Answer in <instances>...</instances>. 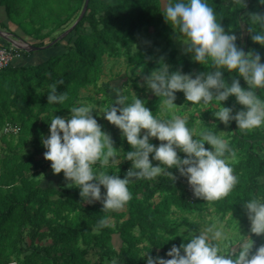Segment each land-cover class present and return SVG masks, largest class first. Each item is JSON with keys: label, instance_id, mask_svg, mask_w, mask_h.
<instances>
[{"label": "trees", "instance_id": "trees-1", "mask_svg": "<svg viewBox=\"0 0 264 264\" xmlns=\"http://www.w3.org/2000/svg\"><path fill=\"white\" fill-rule=\"evenodd\" d=\"M85 1L0 0V7L12 24L14 37L33 47H47L73 26ZM207 2L225 31L237 36V46L246 53H259L264 62V47L251 40L249 31L260 27L250 16L264 14L259 0H245V7L235 6L231 0ZM163 10L164 0H90L88 12L76 29L49 49L39 51H54L49 58L37 65L13 63L0 71V264H112L113 260L117 264H145L148 253L169 258L170 248L184 242L179 236L183 228L199 231L188 219L177 217L179 212L201 216L211 209L220 221L229 216V225L249 233L250 222L242 203L264 196V183L258 181L264 177V126L243 131L235 121L224 125L213 115L216 101L196 105L186 121L197 133L228 132L225 138L236 152V160L230 162L239 182L219 201L209 203L198 198L191 204L185 188L163 176L158 180H134L128 186L131 199L125 208L103 212L99 201L83 203L75 187L41 184L40 177L51 165L44 158L46 149L41 138L50 134L52 114L69 118L71 107L80 101L100 105L97 96L106 107L112 104L109 90L100 86L105 57L118 56L121 48H131L142 35L152 37L149 48L128 55L130 75L126 76L124 88L132 83L137 96L156 116L161 112L163 98L147 89V74L162 63L169 66L170 72L197 74L214 70L179 54L172 45L171 26ZM15 54L27 58L33 53ZM225 79L231 83L227 71ZM59 81L63 83H57L58 92H67L69 98L63 104H48L49 85ZM240 83L247 87L242 78ZM91 89L97 96H84ZM125 94L131 102L133 95L129 91ZM258 94L264 95V90H258ZM183 95L177 92L175 103ZM224 105L233 114L242 108L234 97ZM93 115L96 118V111ZM10 126L18 128V133H6L5 128ZM116 132L121 134L118 128ZM113 142L118 150H131L126 140ZM151 143L158 145L160 141L154 139ZM179 155L183 158L185 154ZM157 163L153 161L154 166ZM131 167L130 161H124L120 171L114 165L103 170L123 178ZM172 172L178 175L176 169ZM102 218L108 220V225L98 229ZM252 238L254 253L264 245V235Z\"/></svg>", "mask_w": 264, "mask_h": 264}, {"label": "clouds", "instance_id": "clouds-1", "mask_svg": "<svg viewBox=\"0 0 264 264\" xmlns=\"http://www.w3.org/2000/svg\"><path fill=\"white\" fill-rule=\"evenodd\" d=\"M231 3L245 7V0H231ZM259 4L264 6V0H259ZM162 15L179 34L178 39L186 52L192 54L194 62L214 69L197 74L170 72L169 66L162 63L144 77L147 89L163 98L161 111L171 114V118L154 115L135 94L129 102V96L118 93L115 103L105 107L102 114L120 130L130 151L114 147L111 135L102 130L93 115L98 107L101 114L100 106L86 101L72 106L69 118L52 114L48 123L50 134L41 138L46 149L44 158L50 162L54 174L63 173L66 186L79 189L83 203L101 202L103 212L125 208L131 199L128 186L134 180L164 176L174 182L176 176L172 169L187 179L195 197L209 203L228 196L238 184L230 162L236 160V152L228 139L211 130L197 133L186 119L175 115L179 108L175 103L177 92H183L190 102L191 107L186 104L188 108L216 101L213 107L217 110L213 115L226 126L233 121L243 131L264 126V95L258 94V90H264L261 55L246 53L237 46V36L225 31L207 0H164ZM250 16L260 26L259 30L249 28L251 40L264 47V14ZM225 71L230 74L231 83L225 79ZM240 78L247 87L241 86ZM57 83L63 81L49 85L48 104H63L69 98L67 92H58ZM230 97L242 106L235 114L224 105ZM152 138L160 143H151ZM181 152L185 154L183 158L179 155ZM124 161H130L132 167L123 178L103 170L114 165L120 171L119 165ZM153 161L158 163L154 166ZM258 181L264 183V177ZM242 205L250 229L248 235H242L239 228V243L229 247L223 225L211 222L202 225L199 231H182L179 236L184 242L170 248L169 258L148 253L145 264H264V245L252 252L253 235H264V196L253 197ZM107 225L108 220L102 218L98 229ZM222 246L228 249L227 254ZM112 264L117 262L113 260Z\"/></svg>", "mask_w": 264, "mask_h": 264}, {"label": "rangeland", "instance_id": "rangeland-1", "mask_svg": "<svg viewBox=\"0 0 264 264\" xmlns=\"http://www.w3.org/2000/svg\"><path fill=\"white\" fill-rule=\"evenodd\" d=\"M170 33H171V41H172V45L178 50L179 54H186L188 56V58L191 61H194L192 58V54L191 53H187L185 50V46L182 45V43L180 42V40L178 39L179 34L176 33V31L171 27L170 28ZM1 39L5 40L8 43V46L13 48L15 50V53H22V51H26L23 49L18 48L14 43H11L9 41H7L6 39L0 37ZM10 40L12 41H18L20 43L21 40L15 37H10ZM153 43V39L152 37L146 36V35H142L140 37V39L137 41L136 44H132L131 48L128 47H124L121 48L120 54L118 56L115 57H105V62H104V74L102 76V79L100 81V86L107 88L109 90V95L111 97V101L112 104L115 103L116 100V96L118 93L126 95L125 92L129 91L132 95H137V92L135 91V89L133 88L132 83H129L127 85V87L124 88V83L125 81H127L128 79L126 78V76L130 75V68L128 66L129 62H128V55L129 54H135L138 51H140L141 49H146L149 48ZM47 50V49H45ZM43 51V50H41ZM33 53V52H31ZM54 51L49 52V54H53ZM34 54V53H33ZM36 55H40V54H36ZM41 56V55H40ZM22 58L24 59V57L22 56ZM20 58V59H22ZM16 59H19L16 58ZM41 59V58H40ZM18 65L19 63L14 61V65ZM84 96H97L94 90H89L88 92L85 91L84 92ZM97 98L100 99V111L101 114L99 113V107L96 110L97 116L96 119L98 120L99 124L102 127V130L105 131L106 133L110 134L112 139L115 141V143H118V141L120 139H122V135L117 133V127H115L114 125H111L106 119L103 118V110L106 107L105 101L101 100V96H97ZM90 104H93L87 100H84ZM189 107H191L190 102H187L185 99V96L183 95L181 98H178V101L176 102V105L179 107L176 111H175V115L181 116L184 119L188 118V113L190 114V112L194 111L193 108H188L187 105ZM162 108V106H161ZM186 109V110H185ZM160 118H164L167 119L168 117L171 118V114L166 113V112H160L159 114ZM263 127V126H262ZM228 134V132L224 133V136H226ZM155 138H152L150 140L153 141ZM124 140V139H122ZM122 149V148H121ZM41 180V184L43 187H56V188H61L62 186H66L67 185V181H65L64 177H63V173L61 174H54L51 165L48 169V171L43 174L40 177ZM177 217L181 218V219H188L192 224L196 225L199 229L201 228L202 225L207 224V223H211V222H220L223 225V228L225 230V232L227 233L228 236V240L227 243L229 245V247H231L232 244L234 243H239L241 237L239 236V229L235 228L234 225H229V220L230 217L228 216L224 221H220L218 219V216L213 213L211 211V209L205 210L203 212V214L201 216L198 215V213L196 212H189V213H177L176 214ZM190 230L188 228H183L182 231H187ZM242 229H240V232L242 235H248V234H244L241 231ZM188 233L186 232L185 235H187ZM222 250L225 252V254H227L228 249L227 248H223L222 246ZM238 246H236V251H238Z\"/></svg>", "mask_w": 264, "mask_h": 264}, {"label": "built area", "instance_id": "built-area-1", "mask_svg": "<svg viewBox=\"0 0 264 264\" xmlns=\"http://www.w3.org/2000/svg\"><path fill=\"white\" fill-rule=\"evenodd\" d=\"M18 56L19 55L15 54L14 49L0 45V71L10 67L14 63L16 57ZM18 131L19 130L16 127L10 126L5 128V132L8 134H17ZM175 176H176L175 180L185 188L188 202L194 204L198 198L194 196L193 190L188 184L187 179L180 176L179 173L178 175Z\"/></svg>", "mask_w": 264, "mask_h": 264}, {"label": "crops", "instance_id": "crops-1", "mask_svg": "<svg viewBox=\"0 0 264 264\" xmlns=\"http://www.w3.org/2000/svg\"><path fill=\"white\" fill-rule=\"evenodd\" d=\"M12 29H13L12 28V24L8 20L4 8L0 7V31L5 34V33H11ZM8 37L10 38V37H14V36L13 35H11V36L9 35ZM0 45L8 47V48H11V47L8 46V43L5 40L1 39V38H0ZM36 54H40L41 56L40 55H36ZM18 57H19V59H15V61L19 63L18 65H37V64H40L41 62H43L45 59L49 58L50 54H49V52H36V53L32 54L31 56H29L27 58H25L23 56L24 59L22 58V55H19ZM18 57H16V58H18ZM20 58H22V59H20ZM181 155H184V153L181 152ZM150 159H151V157H150ZM162 177L163 176L157 177L154 180H158L159 178H162Z\"/></svg>", "mask_w": 264, "mask_h": 264}, {"label": "water", "instance_id": "water-1", "mask_svg": "<svg viewBox=\"0 0 264 264\" xmlns=\"http://www.w3.org/2000/svg\"><path fill=\"white\" fill-rule=\"evenodd\" d=\"M89 4H90V0H86L85 1V5H84V8H83V11L81 13V15L79 16V18L77 19V21L73 24V26L68 29L63 35H61V37L59 39H57L54 43H52L51 45L47 46V47H33L31 45H29L28 43H25L24 41H21L22 43H24L27 47H23V48H20V49H23V50H26L27 52H39L41 50H45V49H49L50 47H52L54 44H56L59 40L65 38L66 36L70 35L75 29L76 27L78 26V24L83 20V18L85 17V15L87 14L88 12V9H89ZM7 35H13L12 33H5ZM0 37L8 40L9 42L11 43H14V41L10 40V38H7V37H4L2 35H0Z\"/></svg>", "mask_w": 264, "mask_h": 264}, {"label": "bare ground", "instance_id": "bare-ground-1", "mask_svg": "<svg viewBox=\"0 0 264 264\" xmlns=\"http://www.w3.org/2000/svg\"><path fill=\"white\" fill-rule=\"evenodd\" d=\"M0 35L9 38V37H8L9 35L4 34V33H2L1 31H0ZM15 45H16L18 48L27 47L24 43H20V42H16V41H15Z\"/></svg>", "mask_w": 264, "mask_h": 264}]
</instances>
